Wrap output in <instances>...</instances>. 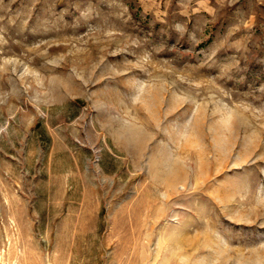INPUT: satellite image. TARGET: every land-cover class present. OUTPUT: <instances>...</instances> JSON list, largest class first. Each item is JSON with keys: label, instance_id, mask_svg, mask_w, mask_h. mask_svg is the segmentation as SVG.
<instances>
[{"label": "rangeland", "instance_id": "1", "mask_svg": "<svg viewBox=\"0 0 264 264\" xmlns=\"http://www.w3.org/2000/svg\"><path fill=\"white\" fill-rule=\"evenodd\" d=\"M0 264H264V0H0Z\"/></svg>", "mask_w": 264, "mask_h": 264}]
</instances>
